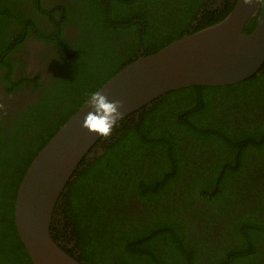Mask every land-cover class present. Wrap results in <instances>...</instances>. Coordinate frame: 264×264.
Segmentation results:
<instances>
[{"label":"trees","instance_id":"1","mask_svg":"<svg viewBox=\"0 0 264 264\" xmlns=\"http://www.w3.org/2000/svg\"><path fill=\"white\" fill-rule=\"evenodd\" d=\"M237 1L54 7L57 81L38 87L41 98L22 114L0 120V264H34L15 204L60 127L123 67L223 20ZM70 24L80 28L72 46L63 31ZM50 232L83 264H264V66L239 83L171 91L117 122L69 180Z\"/></svg>","mask_w":264,"mask_h":264},{"label":"water","instance_id":"2","mask_svg":"<svg viewBox=\"0 0 264 264\" xmlns=\"http://www.w3.org/2000/svg\"><path fill=\"white\" fill-rule=\"evenodd\" d=\"M258 15L250 33L244 29ZM264 66V0H238L221 21L123 67L38 153L18 190L15 222L34 264H83L52 238L56 205L94 145L123 118L191 86L242 82Z\"/></svg>","mask_w":264,"mask_h":264},{"label":"flooded vegetation","instance_id":"3","mask_svg":"<svg viewBox=\"0 0 264 264\" xmlns=\"http://www.w3.org/2000/svg\"><path fill=\"white\" fill-rule=\"evenodd\" d=\"M0 2V120L15 118L37 102L43 89L56 79L60 45L49 40L56 23L51 11L73 0H5ZM48 10V12H47ZM46 31L45 34H42ZM69 46L78 39L80 28L64 27Z\"/></svg>","mask_w":264,"mask_h":264}]
</instances>
